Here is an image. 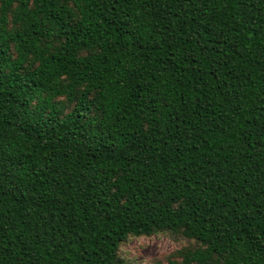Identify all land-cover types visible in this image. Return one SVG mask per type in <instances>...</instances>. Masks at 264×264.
I'll return each mask as SVG.
<instances>
[{
  "label": "trees",
  "instance_id": "trees-1",
  "mask_svg": "<svg viewBox=\"0 0 264 264\" xmlns=\"http://www.w3.org/2000/svg\"><path fill=\"white\" fill-rule=\"evenodd\" d=\"M264 264V0H0V264Z\"/></svg>",
  "mask_w": 264,
  "mask_h": 264
},
{
  "label": "rangeland",
  "instance_id": "rangeland-1",
  "mask_svg": "<svg viewBox=\"0 0 264 264\" xmlns=\"http://www.w3.org/2000/svg\"><path fill=\"white\" fill-rule=\"evenodd\" d=\"M166 234L149 237H131L121 244L119 254L129 264H168L169 260H179L177 253L184 248L185 241L168 242Z\"/></svg>",
  "mask_w": 264,
  "mask_h": 264
},
{
  "label": "snow or ice",
  "instance_id": "snow-or-ice-1",
  "mask_svg": "<svg viewBox=\"0 0 264 264\" xmlns=\"http://www.w3.org/2000/svg\"><path fill=\"white\" fill-rule=\"evenodd\" d=\"M165 239H166V241H168V242H174L175 239H176V237H175V236H169V237H167V238H165Z\"/></svg>",
  "mask_w": 264,
  "mask_h": 264
}]
</instances>
